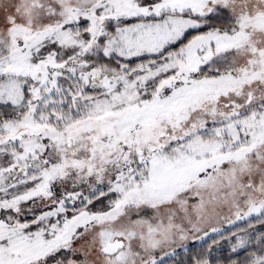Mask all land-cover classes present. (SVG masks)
<instances>
[{
	"label": "snow or ice",
	"instance_id": "snow-or-ice-1",
	"mask_svg": "<svg viewBox=\"0 0 264 264\" xmlns=\"http://www.w3.org/2000/svg\"><path fill=\"white\" fill-rule=\"evenodd\" d=\"M0 264H264V0H0Z\"/></svg>",
	"mask_w": 264,
	"mask_h": 264
}]
</instances>
